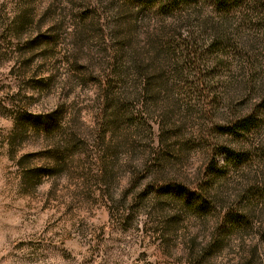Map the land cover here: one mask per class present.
Masks as SVG:
<instances>
[{"label":"rangeland","instance_id":"rangeland-1","mask_svg":"<svg viewBox=\"0 0 264 264\" xmlns=\"http://www.w3.org/2000/svg\"><path fill=\"white\" fill-rule=\"evenodd\" d=\"M153 1L0 0V264H264V0Z\"/></svg>","mask_w":264,"mask_h":264},{"label":"trees","instance_id":"trees-1","mask_svg":"<svg viewBox=\"0 0 264 264\" xmlns=\"http://www.w3.org/2000/svg\"><path fill=\"white\" fill-rule=\"evenodd\" d=\"M146 3H149V7L152 8L154 6V2L153 0H145ZM166 1V3L160 4V6H162L163 9L162 12L163 13H169V15H178L180 16L182 14V12L184 11V8H186L187 6H189L191 1H195V0H164ZM198 3V2H197ZM250 2V0H211L210 4L213 6V9H215L218 12H221L222 14H226L228 12H230V10H232L233 8H244L246 5H248ZM181 12V13H179ZM179 13V14H177ZM252 120L250 119H244L240 122H237L234 124V129L237 131L238 130H246L247 126L252 125L251 123ZM223 133L227 134L230 132H233L231 129L229 128H222ZM221 154H223L224 156V162L230 163V164H234L236 165L237 163H239L240 160V156L238 154H236L233 150H225L222 151ZM179 191L181 192L182 190L179 189ZM187 195V200L189 201H198L199 203H203L202 201L198 200V196H197V192H189V191H183L182 194ZM181 194V195H182ZM180 195V196H181ZM226 217V216H225ZM229 218H226L229 223H230V229L231 228H235V225H243L244 224V219L241 218V216L234 214V215H230L228 214ZM240 219V220H238Z\"/></svg>","mask_w":264,"mask_h":264},{"label":"clouds","instance_id":"clouds-1","mask_svg":"<svg viewBox=\"0 0 264 264\" xmlns=\"http://www.w3.org/2000/svg\"><path fill=\"white\" fill-rule=\"evenodd\" d=\"M34 111H37V112H39V111H41L40 109H35ZM47 111H50V109L49 110H47ZM2 242H3V236H2V234H0V244H2ZM0 255H3V253L2 252H0Z\"/></svg>","mask_w":264,"mask_h":264}]
</instances>
